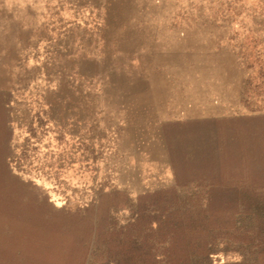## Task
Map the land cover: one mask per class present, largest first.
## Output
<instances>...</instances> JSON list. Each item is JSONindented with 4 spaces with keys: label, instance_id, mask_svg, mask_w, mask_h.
<instances>
[{
    "label": "rangeland",
    "instance_id": "374dc122",
    "mask_svg": "<svg viewBox=\"0 0 264 264\" xmlns=\"http://www.w3.org/2000/svg\"><path fill=\"white\" fill-rule=\"evenodd\" d=\"M0 264H264V0H0Z\"/></svg>",
    "mask_w": 264,
    "mask_h": 264
}]
</instances>
